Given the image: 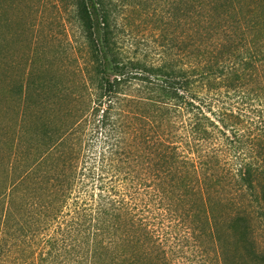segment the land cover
I'll use <instances>...</instances> for the list:
<instances>
[{"label": "trees", "instance_id": "obj_1", "mask_svg": "<svg viewBox=\"0 0 264 264\" xmlns=\"http://www.w3.org/2000/svg\"><path fill=\"white\" fill-rule=\"evenodd\" d=\"M81 1L0 133V264H264V0Z\"/></svg>", "mask_w": 264, "mask_h": 264}, {"label": "rangeland", "instance_id": "obj_2", "mask_svg": "<svg viewBox=\"0 0 264 264\" xmlns=\"http://www.w3.org/2000/svg\"><path fill=\"white\" fill-rule=\"evenodd\" d=\"M81 8V0H0V133L14 132L22 107V85L34 81L39 89L34 100L44 103L51 78L58 83H64L68 73L75 78L81 56L77 21ZM126 13L139 39L154 40L151 18ZM233 198L240 197H222L225 201ZM256 237L264 246V235Z\"/></svg>", "mask_w": 264, "mask_h": 264}]
</instances>
